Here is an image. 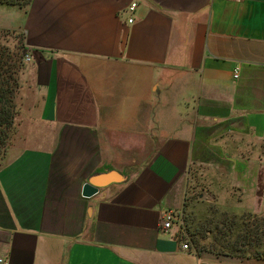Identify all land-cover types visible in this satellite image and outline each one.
I'll list each match as a JSON object with an SVG mask.
<instances>
[{
	"label": "crops",
	"instance_id": "obj_1",
	"mask_svg": "<svg viewBox=\"0 0 264 264\" xmlns=\"http://www.w3.org/2000/svg\"><path fill=\"white\" fill-rule=\"evenodd\" d=\"M0 29L32 56L0 168V257L264 264L188 236L193 172L208 217L264 216V0H33L1 5ZM92 178L100 191L84 198Z\"/></svg>",
	"mask_w": 264,
	"mask_h": 264
},
{
	"label": "trees",
	"instance_id": "obj_2",
	"mask_svg": "<svg viewBox=\"0 0 264 264\" xmlns=\"http://www.w3.org/2000/svg\"><path fill=\"white\" fill-rule=\"evenodd\" d=\"M33 0H0V6H13L26 8ZM0 32L14 33L17 35L20 42V46L17 48V54H13L9 48L0 44V168L3 165V161L9 151L14 140V135L17 132V118L19 114V107L17 104V95L21 89L20 74L25 69L24 55L26 51L25 41L22 34H18L14 31L0 29ZM21 72V73H20ZM246 225L245 229L239 234L236 243L240 246L234 245L230 254L243 253L240 251V247L247 244L264 241V216L258 217L254 214H245L240 216ZM220 225L215 223L216 233L220 234ZM210 230L205 229L204 232L208 233ZM204 233V236L206 235ZM215 238V237H214ZM207 239V237H205ZM196 247L200 250H214L217 247L201 246L195 240ZM213 244V243H212ZM215 245V244H214ZM213 245V246H214ZM239 247V249H237ZM221 250L220 252H222ZM234 252V253H233ZM245 253V252H244ZM256 257H264V253L260 255H252Z\"/></svg>",
	"mask_w": 264,
	"mask_h": 264
},
{
	"label": "rangeland",
	"instance_id": "obj_3",
	"mask_svg": "<svg viewBox=\"0 0 264 264\" xmlns=\"http://www.w3.org/2000/svg\"><path fill=\"white\" fill-rule=\"evenodd\" d=\"M0 44L4 45L6 48H9L10 51L13 54H17V48L20 46V42L18 40V37L14 33H7V32H0ZM26 64H25V69L22 71L20 74V79H21V89L20 92L17 95V104L19 107V114L17 118L18 126H17V132L14 135V140L12 142L11 147L9 148V151L12 149V146L15 144V138L19 130L20 122H21V117L23 115V110H24V105L27 102V95L30 92V86L24 81L23 75L26 71ZM28 106V102L26 104ZM8 151V152H9ZM8 154V153H7ZM4 162V161H3ZM189 192L192 194V198L195 200L197 203L193 208L195 209L194 212L196 215L193 213L190 215V220L192 221V231L191 233H188L190 241L195 244V240L197 241L198 244L201 246L205 245L207 248L208 247H217V250H223V253H230L229 251L235 250L231 248L234 245L240 246L239 243H236L237 238L239 234L242 233V231L245 229L246 225L244 224L243 220L240 218L238 215L234 214H228L219 211L218 214L212 216H207V204H206V174L205 172H193L190 174V180H189ZM203 194L202 200L199 199V195ZM189 220V221H190ZM215 223L221 224L220 225V230L221 233L218 234L214 229L215 228ZM185 228L187 232L188 230V225L185 224ZM205 229H209L210 231L208 233L204 232ZM204 233L206 235L204 236ZM207 237V239H205ZM215 237V238H214ZM213 243V244H212ZM215 244V245H214ZM214 245V246H213ZM239 249V247H237ZM244 251L243 253H236L238 256H252V255H260L264 253V241L263 243L260 242H255L251 244H247L243 247H240L241 252ZM234 253V252H233ZM231 255H235L231 254Z\"/></svg>",
	"mask_w": 264,
	"mask_h": 264
},
{
	"label": "built area",
	"instance_id": "obj_4",
	"mask_svg": "<svg viewBox=\"0 0 264 264\" xmlns=\"http://www.w3.org/2000/svg\"><path fill=\"white\" fill-rule=\"evenodd\" d=\"M232 1H238V0H232ZM137 7V3H131L130 6L128 7V12L130 14H133L135 9ZM129 22L132 23L133 22V18L129 19ZM32 61V56L31 54L26 50L25 51V55H24V62L26 64H29ZM239 77V69H236L234 72V78H238ZM174 217H175V213L173 210H168L165 214H164V221H163V226H162V232L163 233H167L168 230L171 228L172 224H174ZM183 248L184 249H188L189 245L187 243L183 244ZM0 264H11L9 259L0 257Z\"/></svg>",
	"mask_w": 264,
	"mask_h": 264
},
{
	"label": "water",
	"instance_id": "obj_5",
	"mask_svg": "<svg viewBox=\"0 0 264 264\" xmlns=\"http://www.w3.org/2000/svg\"><path fill=\"white\" fill-rule=\"evenodd\" d=\"M94 182L95 180L92 178L83 185L81 194L84 198H91L92 196L99 193L100 187Z\"/></svg>",
	"mask_w": 264,
	"mask_h": 264
}]
</instances>
